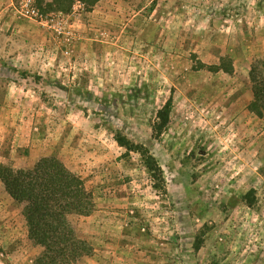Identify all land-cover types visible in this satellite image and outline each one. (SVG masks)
<instances>
[{"label": "rangeland", "instance_id": "374dc122", "mask_svg": "<svg viewBox=\"0 0 264 264\" xmlns=\"http://www.w3.org/2000/svg\"><path fill=\"white\" fill-rule=\"evenodd\" d=\"M15 1H0V126L15 124L0 165L53 157L84 181L94 210L70 223L92 252L75 264H264V115L248 109L264 0L75 1L69 12L35 0L63 35L20 17ZM228 62L230 74L215 70ZM115 132L149 150L162 189ZM22 207L0 181V264L42 252ZM107 218L118 232L104 236Z\"/></svg>", "mask_w": 264, "mask_h": 264}, {"label": "trees", "instance_id": "16d2710c", "mask_svg": "<svg viewBox=\"0 0 264 264\" xmlns=\"http://www.w3.org/2000/svg\"><path fill=\"white\" fill-rule=\"evenodd\" d=\"M43 1L38 0L40 8ZM75 1L91 9L100 0H52L46 6L47 10L69 12ZM215 70L230 74L232 67L228 62L225 67ZM249 80L253 99L248 109L257 117H262L264 56L252 64ZM171 110V99L158 110L155 129L159 134L168 126ZM113 139L120 148L125 149L126 154L133 152L141 155L144 169L154 187L162 189L163 171L149 150L143 145L133 143L120 132H115ZM0 181L9 197L23 206L22 216L26 222L29 240L42 248L33 264H75L91 254V247L77 237L70 223L71 217H88L94 210L92 195L78 175L70 172L58 159L48 157L40 159L29 170H13L0 165Z\"/></svg>", "mask_w": 264, "mask_h": 264}, {"label": "built area", "instance_id": "2783aa9c", "mask_svg": "<svg viewBox=\"0 0 264 264\" xmlns=\"http://www.w3.org/2000/svg\"><path fill=\"white\" fill-rule=\"evenodd\" d=\"M13 7L20 17L35 21L43 27H55L54 30L58 35L64 34L62 28H59L63 27L62 20L55 22L51 16L43 15L36 7L35 0H18Z\"/></svg>", "mask_w": 264, "mask_h": 264}, {"label": "crops", "instance_id": "0c3cea01", "mask_svg": "<svg viewBox=\"0 0 264 264\" xmlns=\"http://www.w3.org/2000/svg\"><path fill=\"white\" fill-rule=\"evenodd\" d=\"M2 1L5 4L6 3H9V1L12 2V0H2ZM17 1L18 0H16L15 3L14 4L12 3V4L15 5L17 3ZM13 108H14V106L11 104V105H9V108H8L7 111H9V109H13ZM3 110H6V108L4 107ZM7 118H10V117L8 116ZM2 125H4V126L3 127L0 126V144H1V141H2L1 135L3 136V134H6L7 138H9V135L10 134H12L13 136H15V124L13 123V120L12 121H9V122L7 121V123H2ZM106 208H108V207L106 206V207H103L102 209H106ZM114 208H116V207L114 206ZM118 208H120L119 205H118ZM97 214H98V212H97ZM106 221L108 223V227H106V226L105 227H102L103 228L102 234L104 236H107L106 234H109V233H112V234L113 233H117L118 232L117 231L118 229H117L116 223H114L113 219L112 218H107ZM127 231L128 230H126L125 232H127ZM125 236H127V233H126ZM130 238H131V236L128 237V240H130Z\"/></svg>", "mask_w": 264, "mask_h": 264}]
</instances>
